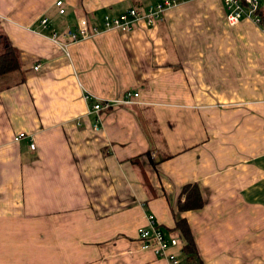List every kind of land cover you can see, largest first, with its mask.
Listing matches in <instances>:
<instances>
[{
  "label": "crops",
  "instance_id": "obj_1",
  "mask_svg": "<svg viewBox=\"0 0 264 264\" xmlns=\"http://www.w3.org/2000/svg\"><path fill=\"white\" fill-rule=\"evenodd\" d=\"M155 1L64 0L60 14L56 0H0L19 61L0 73V264H170L139 239L150 215L184 255L185 219L203 264H264V26L229 25L223 0H179L69 54L50 37ZM128 90L133 102L89 112L86 94Z\"/></svg>",
  "mask_w": 264,
  "mask_h": 264
},
{
  "label": "built area",
  "instance_id": "obj_2",
  "mask_svg": "<svg viewBox=\"0 0 264 264\" xmlns=\"http://www.w3.org/2000/svg\"><path fill=\"white\" fill-rule=\"evenodd\" d=\"M179 0H158L146 5H131L119 13L106 12L100 19H93L87 15L79 17L76 24L61 30L56 27L50 29V37L54 40L66 54H69L68 45L71 42L91 38L101 30H118L128 32L136 28L141 22L145 24H155L164 12L175 6ZM58 12H66L64 0H56ZM260 0H223L226 21L229 25L237 24L243 18H250L254 23L264 26V17L260 12ZM42 28H49V17L44 16L39 21ZM40 64L34 66L38 69ZM138 91L128 90L123 96L118 98L100 100L93 98L90 94L85 96L90 101L89 112L100 114L101 110L110 108L116 104H128L138 96ZM100 117V116H99ZM97 118V122L99 121ZM97 122L94 124L97 127ZM25 135L21 132L16 139ZM31 147L35 144L32 142ZM149 227L141 226L138 228V236L143 247L152 248L158 256L165 257L170 264H184L185 255L179 249L182 246L181 239L176 234H168L157 226L154 216L150 215Z\"/></svg>",
  "mask_w": 264,
  "mask_h": 264
},
{
  "label": "trees",
  "instance_id": "obj_3",
  "mask_svg": "<svg viewBox=\"0 0 264 264\" xmlns=\"http://www.w3.org/2000/svg\"><path fill=\"white\" fill-rule=\"evenodd\" d=\"M5 38V37H4ZM19 68L18 54L17 50L11 45L7 38L4 39L3 49L0 51V73H7ZM186 197L197 198L198 188L193 185L190 187L186 185L182 192L185 193ZM184 203L181 202L180 206ZM176 228L180 232V236L184 239L185 243L183 245V251L185 252V262L186 264H203L202 259L198 253L194 238L191 234L188 222L185 219H179L176 223Z\"/></svg>",
  "mask_w": 264,
  "mask_h": 264
},
{
  "label": "rangeland",
  "instance_id": "obj_4",
  "mask_svg": "<svg viewBox=\"0 0 264 264\" xmlns=\"http://www.w3.org/2000/svg\"><path fill=\"white\" fill-rule=\"evenodd\" d=\"M4 39L0 37V51L3 49Z\"/></svg>",
  "mask_w": 264,
  "mask_h": 264
}]
</instances>
